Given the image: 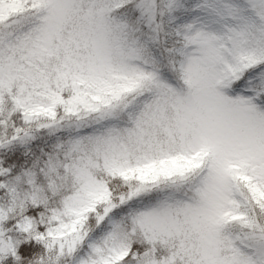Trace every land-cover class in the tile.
<instances>
[{"label":"snow or ice","instance_id":"snow-or-ice-1","mask_svg":"<svg viewBox=\"0 0 264 264\" xmlns=\"http://www.w3.org/2000/svg\"><path fill=\"white\" fill-rule=\"evenodd\" d=\"M0 264H264V0H0Z\"/></svg>","mask_w":264,"mask_h":264}]
</instances>
